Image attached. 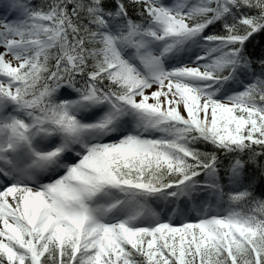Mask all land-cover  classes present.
<instances>
[{
  "label": "snow or ice",
  "instance_id": "obj_1",
  "mask_svg": "<svg viewBox=\"0 0 264 264\" xmlns=\"http://www.w3.org/2000/svg\"><path fill=\"white\" fill-rule=\"evenodd\" d=\"M0 264H264V0H0Z\"/></svg>",
  "mask_w": 264,
  "mask_h": 264
}]
</instances>
